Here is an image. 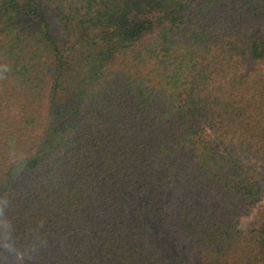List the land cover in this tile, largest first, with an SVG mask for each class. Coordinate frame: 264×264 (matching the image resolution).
Masks as SVG:
<instances>
[{"label":"trees","instance_id":"trees-1","mask_svg":"<svg viewBox=\"0 0 264 264\" xmlns=\"http://www.w3.org/2000/svg\"><path fill=\"white\" fill-rule=\"evenodd\" d=\"M0 264H264V0H0Z\"/></svg>","mask_w":264,"mask_h":264},{"label":"rangeland","instance_id":"rangeland-1","mask_svg":"<svg viewBox=\"0 0 264 264\" xmlns=\"http://www.w3.org/2000/svg\"><path fill=\"white\" fill-rule=\"evenodd\" d=\"M252 227H253V219L252 218L244 219L241 223V228H243V229H251Z\"/></svg>","mask_w":264,"mask_h":264},{"label":"clouds","instance_id":"clouds-1","mask_svg":"<svg viewBox=\"0 0 264 264\" xmlns=\"http://www.w3.org/2000/svg\"><path fill=\"white\" fill-rule=\"evenodd\" d=\"M10 240H11V238H10L9 235H7V236L4 237V239H3V243H2V246H3L5 249H10V248H11Z\"/></svg>","mask_w":264,"mask_h":264}]
</instances>
